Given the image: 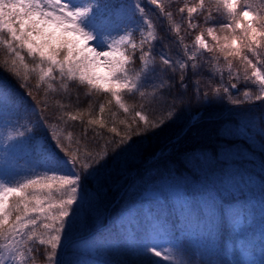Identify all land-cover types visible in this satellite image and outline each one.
Here are the masks:
<instances>
[{
  "label": "snow or ice",
  "instance_id": "snow-or-ice-1",
  "mask_svg": "<svg viewBox=\"0 0 264 264\" xmlns=\"http://www.w3.org/2000/svg\"><path fill=\"white\" fill-rule=\"evenodd\" d=\"M146 6L154 8L146 10ZM204 7V0L191 7L187 4L178 7L179 13H187L183 19L188 29L199 27L195 21L200 17L195 14H203ZM220 8L229 23L219 27L233 35L224 36L221 44L215 27H209L207 34L219 46V51L225 53V60L239 57L245 62L243 83L255 86V99L264 101V59L258 51L264 48V16L254 15L251 5L243 0H218V11ZM105 9H101L97 0H0V49L7 54L2 67L26 88L35 77V88L43 89L44 94L43 99L32 104L9 81L0 79V98L11 101L17 116L23 109L29 120V125L8 131L2 146L7 158L0 160L3 165L0 167V264H36L34 253L40 251L38 246H43L47 264H65L58 258V250L61 254L67 251L73 231L106 196L108 183H101L100 177L111 168L113 161L139 144H129L132 137L161 128L182 106L230 98V89H237L240 82H232L231 72L225 81L221 73L219 86L209 87L211 96L209 91H203L200 80L195 78L197 66L205 60L203 53L213 52L216 47L200 32L189 50L179 35L180 26L174 28L176 39L173 41L178 58L159 53L157 63L153 49L158 35L153 17L158 13L159 17L172 20L171 11H166L161 0H144L143 4L138 0L122 2L116 12L126 15L113 30L117 31L115 36L98 26L97 15ZM209 19L211 12L204 23ZM237 30L241 36L235 35ZM105 36L111 38L105 39ZM94 41L96 44L92 46ZM245 50L256 63L243 55ZM137 60L141 65L139 70L135 68ZM53 81L58 82V88ZM149 86L151 92L146 90ZM70 87L86 89L88 97L95 95L103 100L98 109L94 107L95 100L82 108L77 95L76 108L72 110L70 94L66 100L56 99V122L53 123L45 117L49 92L69 93ZM242 94L245 100L253 98L252 91L245 90ZM136 95L158 105L153 109V118L144 111L143 103L139 110L135 104L128 103ZM28 96H32V91ZM242 102L232 100V103ZM114 109L121 111L124 119L116 120ZM70 122H79L82 126L80 138H74L72 131L60 127L61 123L69 125ZM250 125L251 121L243 131L247 138L252 137ZM33 127H47L55 144L45 139L30 165L21 169L13 162L14 157L21 151L31 155L33 138L29 134ZM97 129L112 134L103 148L97 143V136L103 138ZM256 135L264 146V121ZM145 221L138 225L128 243L146 257H159L167 264H185L177 254L182 256L186 249L166 222L157 217H146ZM154 232L162 233L169 244H160L152 235Z\"/></svg>",
  "mask_w": 264,
  "mask_h": 264
},
{
  "label": "trees",
  "instance_id": "trees-1",
  "mask_svg": "<svg viewBox=\"0 0 264 264\" xmlns=\"http://www.w3.org/2000/svg\"><path fill=\"white\" fill-rule=\"evenodd\" d=\"M216 0H204V13H197L195 16H199L200 19L195 21L199 24V27L195 30L187 28V21L183 19L187 15L179 13L178 7L187 6L191 7L199 3V0H164L163 4L167 11H171L172 20L169 22L165 19L159 18L156 20L153 17L156 24L157 35L161 37L164 42H169L170 38L175 37L174 28L180 26V37L183 38V43L188 46L189 50L194 46L195 36L200 32H204L206 41L216 47L213 52H208L209 56V68H215L210 70L205 68L204 70L198 68V72L195 73V78H198L201 83L203 91H209V87H218L221 79L220 74L223 73L225 81L229 79V72L232 74V82H237V89L233 91L231 97L223 101L212 99L210 101H204L199 104H193L191 107L182 106L177 112L180 114V118L183 120L175 125L177 122H172L171 126H174L172 132L175 135L159 136L160 128L154 129L145 133L142 136H133L129 142L138 141L145 143L144 155L154 157L156 152L161 148L159 156L152 161L154 168L166 176V181L176 184L180 187L181 193L178 194L179 199L174 201L173 198L165 196V200L156 204V214L164 222L170 231L176 232L179 229L180 234L184 237L183 247L186 249L190 258H194L198 261H212L215 263L221 255V248L229 246L227 237L224 234V224L221 222H215L214 219H218L222 216L224 210V202L219 198H212L220 188H229V182L236 180L239 190L232 192L227 191L228 195L225 200L226 203H233V205L240 204L241 209L250 213L255 212L254 218L251 222L249 229V236L255 239L253 243L250 242L257 252L264 257V251L257 248V240L264 241V146L261 145V140L256 133L250 132L252 137L247 138L243 134L246 126H249V119H255V113L264 109V102L260 105V108L250 107L255 101L256 90L251 88V85H245L243 79L245 77V62L239 57H228L225 60V53L219 51V46L212 41L211 37L207 34L209 27H215L216 35L221 37L220 43L223 44V37H231L233 33L228 30H222L219 25L229 23L222 8L214 7L213 2ZM131 3V0L118 1L117 6L121 3ZM142 3L144 0H138ZM166 2V3H165ZM149 7L146 6V10ZM211 12V19L207 23H204L205 17ZM254 12L259 16H264V0H258L257 7L254 8ZM194 16V20H195ZM236 36H241L242 33L237 30ZM154 53L157 54V62H159V53H164L162 44L155 42ZM261 52V58L264 59V48L258 50ZM6 52L0 49V79H5L11 83L16 89V92H26V96L29 91H32L30 98L38 102L44 98L43 89L37 90L35 88L36 79L33 77L29 81V87H23L22 81L9 74L3 69V60L6 58ZM139 53H137V56ZM243 55L248 56L249 59L254 57L247 50ZM229 64L231 68L229 69ZM259 66V65H258ZM141 67L137 60L135 64L136 70ZM264 70V69H262ZM251 69H248L250 75ZM55 87H59L57 81L52 82ZM151 87L146 90L149 92ZM252 91L253 98L251 100H245L243 91ZM191 91V89H189ZM223 92V89H222ZM66 93L57 91L55 93L49 92L48 101L49 105L55 103L56 98L64 97ZM73 93H71V96ZM211 96V92L209 91ZM227 95V94H225ZM139 97V96H138ZM30 99V100H31ZM142 99V98H140ZM31 100V102H32ZM142 100L150 102V99L143 98ZM232 100L243 101L242 103H232ZM261 101V100H260ZM157 108V107H156ZM154 106L145 105L144 111L153 118ZM116 116H120V119H124V115L119 111ZM19 116L15 114L12 108L11 101L7 98H0V130L6 134L8 131H15L20 127ZM2 120H7L3 123ZM181 120V119H180ZM179 120V121H180ZM18 121V123H17ZM260 119H256L252 122L251 128L258 129L261 125ZM23 125L26 124L23 120ZM121 127V125H119ZM181 126V127H180ZM163 128V126H162ZM178 132H176V130ZM83 130V129H82ZM82 130L73 131L74 138H80ZM97 133L103 136H97V143L101 148L104 147L105 142L110 139V136L104 134V130L97 129ZM32 136L31 143V155L26 152H17L14 157V163L18 164L21 169H26L32 160L37 155V143L39 137L42 135L38 128L33 127V131L29 134ZM92 130L89 129L88 137L91 138ZM179 136L177 142L166 143ZM166 145V146H165ZM230 148V149H229ZM202 155L205 157L202 159ZM4 153L2 159H6ZM220 158H222L220 160ZM213 161H217L212 164ZM187 163V164H186ZM131 164L127 168H123L122 172L118 167L114 171L113 188L120 192L123 189V184L127 181L129 175V169ZM144 167L139 168L136 176L132 182L134 185H138L140 177L144 172ZM227 174L228 178L224 176ZM165 174V175H164ZM107 179L111 176L106 172ZM141 175V176H140ZM249 180H245L246 177ZM182 178V179H181ZM109 180V179H108ZM257 180L259 184H255ZM110 181V180H109ZM112 181V180H111ZM113 183V182H112ZM112 189V187H111ZM260 191L263 198L260 199L258 193ZM110 188L107 191L104 199L97 205L99 218L86 217V221L83 227V234H88L91 231H95L101 224H104L106 214L115 201V197L110 193ZM255 192V196H253ZM127 193V192H126ZM123 195L120 201L111 208V216H113L117 210L121 207L133 203L129 195ZM118 194H116L117 197ZM253 197L252 201L247 199ZM235 197L237 200H235ZM258 202H253L254 200ZM262 200V202H261ZM261 203V204H260ZM258 204H260L258 206ZM226 219V218H225ZM143 223V222H142ZM227 227L233 226L232 223H227ZM221 230V231H220ZM222 232L217 235L218 232ZM82 232V231H81ZM136 233V232H135ZM133 235V234H132ZM135 235V234H134ZM179 235V236H181ZM115 237V235H114ZM130 238V237H129ZM128 238V240H129ZM225 238V239H224ZM127 239L117 240L115 244H105L103 242L95 245V256L100 258L101 264H159L163 262L159 257L144 256L139 253L134 246L128 243ZM40 251L34 253L36 256V264H47L45 259L43 246H38ZM58 258H60V251L58 250Z\"/></svg>",
  "mask_w": 264,
  "mask_h": 264
},
{
  "label": "rangeland",
  "instance_id": "rangeland-1",
  "mask_svg": "<svg viewBox=\"0 0 264 264\" xmlns=\"http://www.w3.org/2000/svg\"><path fill=\"white\" fill-rule=\"evenodd\" d=\"M124 15H126V13H120V23L118 24V23H115L114 21H109V20H107V18H105V17H103V18H101V20H99V21H97V23H98V26H99V28L100 29H102L103 31H105V32H107V31H112V35L113 36H115V35H117V31H113L114 29H116L117 28V26L118 25H120L121 23H122V17L124 16ZM120 32H122V29H120ZM105 38L106 39H110L111 37H108V36H105ZM151 92V91H150ZM100 102H102V100L100 101ZM138 101L137 100H135V99H133V103L135 104V103H137ZM98 104L99 103H95L94 104V107H96L97 109H98ZM75 110V109H74ZM177 113H179V112H177ZM166 114V113H165ZM180 114V113H179ZM181 119V120H180ZM180 120V121H179ZM183 120V118L181 117L180 118V116H178V118L177 119H175V122H177V123H175V125L176 124H178L179 122H181ZM77 124H79V122H76ZM172 125V124H171ZM181 127V126H180ZM48 129V128H47ZM166 129H168L169 131H171L172 130V132H173V130H174V126H169V127H165V128H163V133L164 134H166ZM121 130H123V126L121 125ZM176 130V129H175ZM179 130V129H178ZM178 130H176V132H178ZM49 131V130H48ZM50 137H51V133H50V131H49V135H48V139H47V142L49 143V144H52L53 145V140H51L50 139ZM55 142V141H54ZM145 145V143H139L138 145H136L131 151H129V152H126L124 155H123V158L125 159V158H128V157H131V158H133V157H135L137 160H139V161H141V160H143L144 158H145V156H144V146H140V145ZM126 147H127V145H126ZM115 155V154H114ZM202 157V159L205 157V155H202L201 156ZM222 158H220V160H221ZM117 161H119V160H121V157H118V159H116ZM217 161H213L212 162V164H215ZM118 167V165H117V163L115 162V161H113L112 162V166H111V168H109L108 169V172H110L112 169H115V168H117ZM224 176L226 177V178H228V176H227V174L225 173L224 174ZM245 180H248V181H250L249 180V177L247 176L246 177V179ZM254 183L255 184H259L258 183V181L257 180H255L254 181ZM158 187V188H157ZM229 187H230V190H232V192H236V191H238L239 190V188H240V186H238V183H237V181L236 180H233L232 182H229ZM163 188V189H162ZM171 192V193H168L167 194V196H169V197H171V198H173V200H178L179 199V197H177L176 196V194H180L181 193V189H180V187L178 186V185H176V184H173V183H162V185L161 184H158L157 186H156V189H153V190H147L145 193H144V195H149V196H151L152 198H154V199H159L160 197H161V194H163V195H165V193L166 192ZM89 215H90V217H92V218H96L97 216H98V214H97V212L96 211H94V210H92L90 213H89ZM121 222H123V220L121 219L120 220ZM84 224V221H82V223L80 224V225H78V227L79 228H81L82 227V225ZM82 248H83V245H80V244H77V245H75L74 246V252L71 254L72 255V257H75L76 256V253H78V254H83V251H82ZM253 256L252 255H248L247 257H246V260H247V263L248 264H253ZM74 261V260H73ZM80 262H81V260L79 259V260H77V261H75V262H69L68 264H80ZM82 262H84V261H82ZM87 262V264H92V262H89V261H86ZM254 264H256V262L254 263Z\"/></svg>",
  "mask_w": 264,
  "mask_h": 264
}]
</instances>
